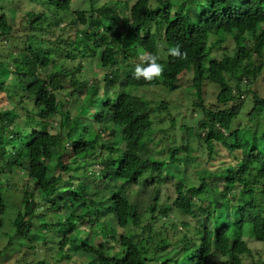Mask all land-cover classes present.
Segmentation results:
<instances>
[{
    "label": "trees",
    "instance_id": "obj_1",
    "mask_svg": "<svg viewBox=\"0 0 264 264\" xmlns=\"http://www.w3.org/2000/svg\"><path fill=\"white\" fill-rule=\"evenodd\" d=\"M36 1L39 9L33 11ZM129 1L30 0V10L20 16L21 35L0 14L1 43L18 49L12 74L27 83L26 96L18 89L8 94L32 107L21 114L22 126L15 110L20 106L0 108V175L13 169L26 174L19 207L11 203L16 215L3 231L8 241L2 253L8 254L0 253V264H69L71 248L78 250L74 231L84 224L93 236L79 248L94 264H264V250L253 254L246 240L264 245V88L251 90L264 68V0H135L128 7ZM121 3L125 17L116 9ZM65 18L87 28L66 41V49L49 47L43 35L59 29ZM177 46L183 57L168 54ZM147 52L164 66L153 81L133 75ZM98 55L103 74L82 79L85 65ZM4 67L0 60V78ZM183 70L198 119L179 127L183 145L156 158L151 116L167 115L169 107H151L134 92L180 89ZM205 84L218 89L215 104L204 103ZM6 86L0 82V92ZM67 88L83 96L73 116L57 98ZM57 116L58 131L51 132ZM177 121L161 132V140ZM106 131L114 146L105 144ZM99 147L110 156L103 158ZM181 151L184 167L177 161ZM192 155L206 158V164L200 163L198 182L189 186L184 175ZM216 159L222 168L207 170ZM167 188L172 202L163 196ZM5 190L0 183V231L12 209ZM103 212L114 216L102 217ZM38 217L47 221L42 229L32 221ZM37 245L49 257L30 261L28 250Z\"/></svg>",
    "mask_w": 264,
    "mask_h": 264
},
{
    "label": "rangeland",
    "instance_id": "obj_2",
    "mask_svg": "<svg viewBox=\"0 0 264 264\" xmlns=\"http://www.w3.org/2000/svg\"><path fill=\"white\" fill-rule=\"evenodd\" d=\"M122 1H126V0H122ZM135 0H130L128 3V7H130L132 5V3H134ZM183 0H178V3L181 4ZM1 2L4 5V9L0 10V14H5L7 16L8 19V23L13 25L14 28L16 29L18 35H21V29H22V25L20 24V16L24 13L30 10V0H23L20 4H17L16 2H13L12 0H1ZM34 3V2H33ZM122 5L119 7L117 6V10L118 13L121 16H126V11L123 8V4L125 3H121ZM33 5L34 6V10L33 11H37L39 9V7L37 5H39V2H35ZM72 20V19H71ZM71 20L69 21V19L65 18V23H62L61 26L59 27V29H57L56 31H51V29H49V31L51 33L43 35L42 39L45 40L47 42V45L51 48H61V49H66L67 45L66 43L68 41H70L69 39L73 40L75 35L78 33V35L84 31L87 28V25H81L79 22H77L76 20H74L73 23L70 24ZM91 26V25H90ZM36 39H40V36H38V38ZM67 41V42H66ZM252 43H250L251 45ZM249 45V46H250ZM17 48L13 45V44H9L8 42L3 41L1 43L0 40V60L3 61L4 63V70L5 73L3 74V76H1L0 78V82H4L7 86L6 89H4L3 91H1V96H2V101L0 102V108L3 107V109H7V107H13L16 105L20 106L21 108H24V110L21 112L19 108H15L16 112L19 113V118L18 121L21 123V126L23 125V121H22V115L24 113V111H29L32 109V107L29 105V103H27L25 100H20L19 98L14 101L10 98V95L8 94V90L9 89H18L20 90V93L23 95H27L25 93V89H26V81L24 79V81L19 78L16 74H12L14 73L12 70V66H11V61L12 59L15 57L16 52H17ZM141 61V57L139 58L138 62ZM59 63H63L64 62H59ZM132 63H134V61H132ZM56 65H61V64H56ZM78 65V61H76V63L74 65H70L68 66L69 69H74L76 66ZM100 57L95 56L92 60L91 65H85V69L84 72H81L82 75V79L87 80L88 82H91L96 76L99 77L103 74V68H101L100 66ZM57 68V67H56ZM123 71V75L127 74L128 68L122 69ZM64 70L61 72L62 74H64ZM185 71H181L180 75L177 77V79L179 78V80H182L183 83V87L180 89H176L174 91L168 92L166 90H163L161 87H149V88H142L139 89L137 91L134 92V94L136 96H143L145 99L149 100V102L151 103V107H157L158 105H160V103L165 102L168 104L169 107V113L166 114H159V113H154L151 118H152V131L155 132V134H153L152 136H154L155 142L152 143V147L153 149H156V158H164L167 155V151L172 148V147H179L181 145H183L184 140H182L181 137H179V127L182 125H192L195 124L194 120H191V118L196 117V120L198 119L197 117V113L194 112L192 114V108H191V99H193V94L191 92V89H189L188 87V79H185ZM122 75V76H123ZM124 77V76H123ZM260 80L257 83L256 87H252L251 90H255V89H263L264 88V68L262 71V74L260 75ZM176 78V77H175ZM174 78V79H175ZM123 80V79H122ZM188 87V88H187ZM170 88H172V85H170ZM104 90H107L104 86H103ZM109 90V89H108ZM107 90V91H108ZM252 90V91H253ZM208 94H207V93ZM218 92V89H216L215 86H211V85H204V89H203V93L206 94L207 99L205 98L204 103L205 104H215V98H216V94ZM260 92V91H259ZM261 94L264 95V91L261 90ZM80 97H83L81 94L77 95L76 93H73L71 91L70 88H67L66 90L62 91L59 95H58V101H65V107L64 109L70 113V116H73L75 114V104L80 101ZM11 103V104H10ZM246 109L251 107V103H250V98H247L246 103ZM8 105V106H6ZM13 109V108H12ZM178 117L177 122H175V128L172 130H170V134H167L166 138H163L161 140V138L163 137L161 132L163 130H167L171 127L172 125V121L174 120V118ZM52 128L50 129L51 132H56L58 131V127H59V116L55 117V119H53L52 121ZM177 125V126H176ZM110 129V128H107ZM22 131V130H21ZM121 138H123V135H121ZM104 142L106 145L109 146H114V137H112V135L110 134L109 131H106L105 136L103 137ZM19 144V143H17ZM24 144V142L22 143V145L19 144L20 147H22ZM16 145V143L14 144ZM11 148V146L9 147ZM100 148V147H99ZM160 149V152H159ZM161 149H163V151H161ZM101 153L103 158L105 157H109L110 153L105 151V148L103 149H99V152ZM193 162L191 164V166H189L186 170V173L184 175L185 180L189 186L190 185H194L195 183L198 182L199 179V174L198 172L199 167H200V163L202 161H204V164H206L205 159L199 158L196 160V157L193 156ZM182 160V162H180L181 165H183V167L185 166V159H184V153L181 151L178 156H177V161ZM196 160V161H195ZM221 161L220 159H216L212 162H209L206 165V169L207 170H216L218 168H222V163L218 162ZM223 161L225 162L226 160L223 159ZM227 162V161H226ZM178 163V162H177ZM204 164L201 166V168L204 166ZM0 166H1V162H0ZM94 168L97 169V167L95 166ZM15 170V169H13ZM12 173L8 174L7 172L4 174L0 175V183L3 185V187H5V192L8 195V199H9V205L12 206V209H10L8 211V213L5 216V224L7 228H4L2 231H0V251L2 250V248L7 244L8 241V237H6L3 233V231H7L9 230V228L11 227V221L13 218H15V212L16 210H13V206L17 205V207H19V198L21 196V190L24 189L23 187V179L26 178V174L25 172H19L18 170H15ZM170 182H175L173 180H171ZM172 183L167 184L171 185ZM8 186H12V188L9 189ZM168 189L171 190V188H167L166 192H163L165 195H163L162 193L161 196L163 195L164 197H168L171 199V202L173 200V192L169 191ZM151 188L148 189V193H151ZM158 193V192H157ZM161 199H163L161 197ZM135 201H137L136 199H134ZM13 203V204H11ZM85 210V209H84ZM86 211V210H85ZM105 216H112L111 214H105L104 212L101 214L102 217ZM114 216V215H113ZM112 216V217H113ZM112 217H105L106 219H112ZM182 221L183 218H178V221ZM33 222H35L38 226L36 228L38 229H42V227L40 225L42 224H46V219L45 218H35L32 220ZM103 221V220H102ZM167 220H165L164 222H162V225L160 227H163V223H165ZM161 224V223H160ZM159 226H156L155 230H158ZM169 228V227H166ZM159 231H162V229H160ZM75 234L78 236L79 242L77 244V248L78 250L75 249V247L71 248V253L73 254L72 257V261L69 264H86L89 262L94 264L95 258L94 257H90L88 255H86L82 250H80L79 246L83 244L84 241H89L92 240V230L89 229L88 225H78V227L76 228V231H74ZM170 233V229H168L167 233ZM246 240L248 242V247L250 249H252L253 254L256 253H260V251L264 250V245L262 242H256L255 240H253V238L251 237H246ZM97 241L98 242H102L103 244L106 245V242L102 239H100L99 237H97ZM110 244L108 246H112L114 243L113 241H109ZM10 249V248H9ZM25 249V248H24ZM3 250L0 252L2 253ZM53 252H56V249H54ZM109 255H113V251L111 250H107L106 251ZM29 253V260H36V259H40V258H44V257H49V255L46 253V251L44 250L43 246L41 245H37L35 246L34 249L28 250ZM4 254V256H6L8 254V250ZM4 256H0V262L3 261V258H5ZM257 259V258H255ZM61 264H66L65 263H61ZM245 264H250L249 261H245Z\"/></svg>",
    "mask_w": 264,
    "mask_h": 264
},
{
    "label": "clouds",
    "instance_id": "obj_3",
    "mask_svg": "<svg viewBox=\"0 0 264 264\" xmlns=\"http://www.w3.org/2000/svg\"><path fill=\"white\" fill-rule=\"evenodd\" d=\"M168 54L172 57H183L185 55L181 52L178 46L169 48ZM141 60L142 62L136 64L133 69V75L135 78L143 79L145 81H153L154 79L161 77L164 71V66L158 62L159 57L156 54L147 52L141 57Z\"/></svg>",
    "mask_w": 264,
    "mask_h": 264
}]
</instances>
